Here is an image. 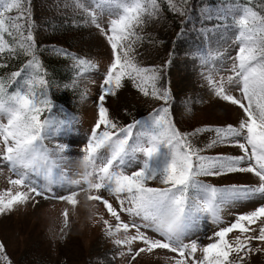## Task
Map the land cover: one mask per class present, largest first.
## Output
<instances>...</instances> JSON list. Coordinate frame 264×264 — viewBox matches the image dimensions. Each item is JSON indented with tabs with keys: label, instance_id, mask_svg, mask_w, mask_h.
<instances>
[{
	"label": "snow or ice",
	"instance_id": "1",
	"mask_svg": "<svg viewBox=\"0 0 264 264\" xmlns=\"http://www.w3.org/2000/svg\"><path fill=\"white\" fill-rule=\"evenodd\" d=\"M53 6L71 9L65 15L73 25L77 16L94 25L111 51L98 86L97 115L81 149L83 170L70 178L65 167L70 145L59 137L74 130L77 118L63 109L54 114L53 81L39 55L31 0H0V70L14 69L0 71V164L10 173L8 187L0 190V213L36 197L75 206L78 193L87 192L108 214L93 213L98 219L92 223L103 225L113 245L112 264L118 259L133 264L157 250L173 254L164 258L166 264H255L256 255L264 257V0H218L199 7L197 31L203 39L190 55L212 95L240 114L235 122L191 131L177 126L173 90L170 81L164 84L175 48L159 65L142 64L137 53L145 25L161 19L165 8L182 18L176 38L184 35L192 19L189 0H54ZM105 13L109 19L102 23ZM55 51L73 61L74 78L65 88L77 87L82 74L98 67L92 58L62 47ZM127 81L161 103L146 117L121 123L106 102ZM87 95L85 88L81 99ZM184 104L190 112L191 100ZM209 132L202 146L195 142ZM217 146L239 152L209 151ZM234 173H251L255 182L201 179ZM66 187L63 195L55 190ZM244 204L253 206L238 210ZM62 215L67 226L68 208ZM204 221L215 230L208 233ZM0 264H13L3 242Z\"/></svg>",
	"mask_w": 264,
	"mask_h": 264
},
{
	"label": "rangeland",
	"instance_id": "2",
	"mask_svg": "<svg viewBox=\"0 0 264 264\" xmlns=\"http://www.w3.org/2000/svg\"><path fill=\"white\" fill-rule=\"evenodd\" d=\"M63 3V0H60ZM217 1L211 3L215 4ZM39 3V1H37ZM52 4V5H51ZM50 5L41 4L32 5L33 20L36 24V39L39 44L50 27L45 25L46 20L52 18L55 13H71V9L61 7L59 11L54 8V0ZM201 5L193 7L192 19L189 23L190 27L185 28L184 35L179 39L176 38L177 32L170 28L168 21L163 17L161 19L150 21L144 27L145 39L137 45L138 60L142 64H161L168 59V53L175 48L173 62L166 70L164 84L170 81L172 88L174 103L172 110L176 121L187 120L188 112L185 111L186 99L191 100L188 107L191 108L189 113H193L199 118V124H219L235 122L240 114L238 107L220 100L212 95L206 83H202L199 76V64L196 58L190 55L191 50L203 39L197 31L201 27V20L198 16V9ZM173 14V13H172ZM174 18L180 21V16L174 15ZM83 19L77 16V23L74 25L72 35L75 36L73 42L69 45L60 46L58 43H46L40 48V56L57 57L64 56L55 51L56 48L62 47L66 50L73 48L81 56L92 58L98 64L95 69H89L79 77L76 89L80 93L87 88L88 95L86 98H76L72 103L54 104V109H63L68 112H76V120L73 124V131L59 137L60 142L68 143L69 150L66 153H73L82 156L81 149L86 143L87 135L90 127L94 123L97 115V96L98 86L102 80V74L106 70L107 64L111 59L110 46L106 38L100 31L91 24L80 23ZM109 19L107 13L104 14L101 22L104 23ZM84 24L87 26V32H78V26ZM181 31V28L179 29ZM178 31V32H179ZM69 83V82H66ZM61 84L54 85V89L58 90ZM126 86V85H125ZM123 86L118 90V95L108 97L106 106L109 108L110 115L116 118V115L127 109L125 105L128 103V90ZM134 96L147 103H154L157 106L160 101L145 96L136 88L133 92ZM192 115V116H193ZM194 119V117H193ZM198 125L194 120L192 126ZM191 126V127H192ZM212 133H200L196 143L201 146L207 141ZM210 152L225 151L238 154L239 149L235 147L217 146L210 149ZM76 160V159H74ZM73 160V161H74ZM72 161V162H73ZM65 167L69 168L68 175L70 178H76L78 171H75L70 164ZM0 190L8 187L7 178L10 175L5 165L0 164ZM209 182L216 184L229 183H249L255 182V177L251 173H234L221 177H204ZM59 195L65 194V189H55ZM71 190H75L74 187ZM87 192L78 193V203L75 206L61 201L62 204L57 207V217L55 219L48 218V204L60 202L54 198L45 199L36 197L35 202H28L19 205L7 213H0V242L6 246V253L13 261V264H40L36 258L37 252L41 255H47L46 264H112L109 253L112 252L113 245L105 237L103 227L99 223H92V220L98 218L95 215H89L87 205L89 199ZM252 204L238 205L240 211L247 210ZM68 208L69 217L68 225H64L63 210ZM233 209L229 208L225 213V219ZM91 217L92 219H89ZM207 232L215 230V225L211 221H204ZM173 255L169 250H157L151 255L145 253L139 258L137 257L133 264H159L166 263L165 257ZM163 254V257L162 255ZM255 264H264V257L256 255L254 257ZM115 264H122L118 259Z\"/></svg>",
	"mask_w": 264,
	"mask_h": 264
},
{
	"label": "trees",
	"instance_id": "3",
	"mask_svg": "<svg viewBox=\"0 0 264 264\" xmlns=\"http://www.w3.org/2000/svg\"><path fill=\"white\" fill-rule=\"evenodd\" d=\"M42 3L45 0H39ZM217 0H189V5L191 8L201 5L202 3H213ZM165 16L170 20L172 27L176 30H179L181 28L180 21L174 18L173 14L168 11L166 8L164 10ZM67 19V23H64V21ZM45 25L47 27H50V30L40 39L39 44H42V46L46 43H58L63 45H70L71 42H73V39L75 36L72 35L71 32H73L74 25L71 23V19L68 16H64V14L61 13H55L52 18H48L45 22ZM188 28V24L186 26ZM79 31L78 32H87V26L84 24H81L78 26ZM41 61L46 67L49 77L52 79L53 83H59L63 84L67 81H70L74 78V69H73V61L70 57L66 56H57V57H44L41 56ZM13 64H18V61H13ZM14 70L12 68L3 69L0 71H11ZM126 85V86H125ZM125 88L128 90V92H132L131 96L130 93L127 94L128 103L126 106L127 111L122 112L118 114L119 117H116V120L121 123H128L133 118L141 119L147 116L148 113L152 111L153 108H155L154 103H147L146 101L140 100L136 98L133 94L135 91L132 83L130 81H127L125 84ZM63 93L60 94V96L56 95L57 98L63 99V100H69L71 97L78 95L77 89H64L62 90ZM56 94V93H55ZM59 94V93H57ZM193 113L188 112V121L187 120H178V127L181 128V130H187L191 131L193 128L200 126L199 124V118H196ZM194 117V119H193ZM196 121L198 125L192 126L193 121ZM192 126V127H191ZM51 214L48 213V218H50ZM36 258L40 262V264H46L47 261V255H41V253L37 252ZM31 264V263H30Z\"/></svg>",
	"mask_w": 264,
	"mask_h": 264
}]
</instances>
